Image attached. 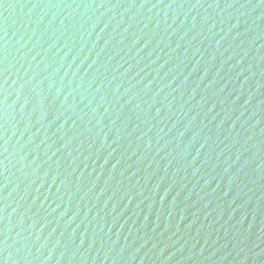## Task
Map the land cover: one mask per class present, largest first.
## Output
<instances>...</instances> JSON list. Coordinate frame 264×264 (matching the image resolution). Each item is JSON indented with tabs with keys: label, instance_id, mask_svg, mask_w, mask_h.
I'll return each mask as SVG.
<instances>
[{
	"label": "water",
	"instance_id": "water-1",
	"mask_svg": "<svg viewBox=\"0 0 264 264\" xmlns=\"http://www.w3.org/2000/svg\"><path fill=\"white\" fill-rule=\"evenodd\" d=\"M0 264H264V0H0Z\"/></svg>",
	"mask_w": 264,
	"mask_h": 264
}]
</instances>
